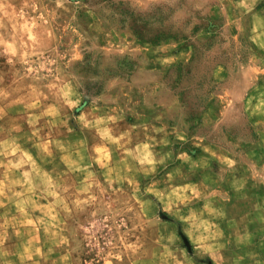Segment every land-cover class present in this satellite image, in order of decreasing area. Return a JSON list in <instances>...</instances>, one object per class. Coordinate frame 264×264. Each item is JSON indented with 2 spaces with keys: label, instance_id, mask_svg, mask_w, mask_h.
I'll use <instances>...</instances> for the list:
<instances>
[{
  "label": "rangeland",
  "instance_id": "1",
  "mask_svg": "<svg viewBox=\"0 0 264 264\" xmlns=\"http://www.w3.org/2000/svg\"><path fill=\"white\" fill-rule=\"evenodd\" d=\"M263 156L264 0H0V264H264Z\"/></svg>",
  "mask_w": 264,
  "mask_h": 264
},
{
  "label": "crops",
  "instance_id": "2",
  "mask_svg": "<svg viewBox=\"0 0 264 264\" xmlns=\"http://www.w3.org/2000/svg\"><path fill=\"white\" fill-rule=\"evenodd\" d=\"M250 68L243 69L244 71H248ZM257 162H260V166L264 168V156L260 158Z\"/></svg>",
  "mask_w": 264,
  "mask_h": 264
}]
</instances>
